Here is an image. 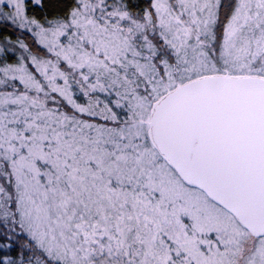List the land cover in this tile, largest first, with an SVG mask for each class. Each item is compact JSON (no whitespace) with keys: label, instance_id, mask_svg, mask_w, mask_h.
Listing matches in <instances>:
<instances>
[{"label":"snow or ice","instance_id":"snow-or-ice-1","mask_svg":"<svg viewBox=\"0 0 264 264\" xmlns=\"http://www.w3.org/2000/svg\"><path fill=\"white\" fill-rule=\"evenodd\" d=\"M0 264H264V0H0Z\"/></svg>","mask_w":264,"mask_h":264}]
</instances>
